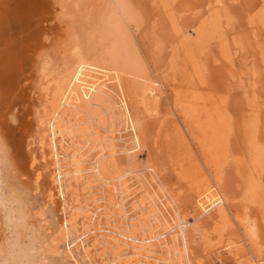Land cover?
<instances>
[{"label": "bare ground", "instance_id": "bare-ground-1", "mask_svg": "<svg viewBox=\"0 0 264 264\" xmlns=\"http://www.w3.org/2000/svg\"><path fill=\"white\" fill-rule=\"evenodd\" d=\"M159 1L163 3L164 7H169L172 0ZM213 1L215 0L210 2ZM69 2L72 5H69ZM69 2L68 0H58L56 1L57 5L53 6L51 10L58 13L61 8H65L64 12L67 13V10L70 12L73 9V6L84 7L85 12L87 10V21L82 19L79 24L72 22L68 31L63 33L53 31L51 22L47 23L51 24L49 27L43 26L44 21L38 23L37 27L34 26L32 0H0V134L6 137L7 142L11 145L18 165L30 184L34 183L36 187L46 188L49 186L48 178L52 177L53 182H58L57 177L62 172L71 178L70 182H67L66 188L71 190L72 197L74 195L75 201L79 203V199L76 198H78V191L81 189L92 191L102 185L104 188H108L106 190L108 192L113 190L118 192V188L123 190L127 187L128 183L125 181L127 170L136 167L138 163L136 152L140 151L148 140V127L135 113L133 103L136 101L132 99L139 98L136 103L142 104L149 115L157 113L159 120L163 117L160 116L157 107H154L159 96L156 91L158 90L157 86L161 85L158 83L160 81H150L145 84L144 88H146L142 91L138 85L137 79L142 77L140 74L143 69L142 61L127 29L128 21L134 20L138 16L129 6L128 1L70 0ZM94 2H98L95 10H93L94 4H92ZM215 3L216 7L217 5L222 7L225 4L224 0H216ZM69 6H72V9L69 10ZM190 7L192 6L188 8ZM219 9L217 7L214 10L219 11ZM217 11L215 12L217 13ZM65 15L63 18L66 20ZM212 18L218 21L219 16L212 14ZM41 20H45V18L42 17ZM224 56L229 58L228 51L224 50ZM60 62L63 64L61 69ZM50 78L54 82L52 88L50 87ZM111 81L116 83L110 85ZM201 95L185 93L175 104L180 113L178 118L181 124L176 118L170 122L174 125V129L182 134L183 141H186V136H188L193 142L196 141L199 144L203 154L209 155L210 170L214 168V171L211 170L209 180L205 178L198 181V178L190 188L192 194L187 200L189 202L187 204L191 206L192 214L195 215V226L191 229L190 222L182 217L177 222H170L164 210L158 206L156 193H147L148 199L150 198V202H153L148 207L149 214L146 218H138V223L133 222L135 224L132 223V229L123 231L129 234L128 236L124 234L126 236L124 238L123 233L121 235L112 233L100 237L104 238L102 246L104 250H102H110V255L113 253L119 260H125L126 264H132L133 261L156 264L150 260L154 255H160L165 264H173L172 256L174 254L177 256L178 264H184V261L185 264H197L196 257L192 256V250H194L192 243L195 240V235L201 231L205 221L208 220L205 216L210 215L209 219L213 220L217 218V223L229 218L231 197L224 193L223 174L219 173L222 158L220 159L219 156H224L222 153L225 151V142L232 129L231 117L226 114L227 106L224 102L212 97L203 98L204 95ZM149 97L153 98V104L149 101ZM254 110L256 111V109ZM254 110L252 113H255ZM257 118L260 117L247 118L242 115V123H237L239 125L237 128L242 129L241 131L244 130L243 135L247 137L245 142L249 143L248 148L253 149L254 167L259 169V175L262 176L264 174V140H260L258 135L261 129L264 133V125L259 127ZM165 125L161 124L160 131ZM118 126H127L130 131L128 144L131 147L125 148V154L129 156L127 157L129 158L128 162L120 161L116 148L112 146L115 140L112 134L117 131ZM57 129L60 131V139H56ZM68 141L72 145H75L76 142L79 146L81 143H85L92 148L98 147L102 150L92 170L93 175L83 177V174L88 170L83 154L68 153L63 160L59 159L58 143L63 146ZM47 147L51 148L52 155L55 157L53 166L58 167L54 168L55 172L49 169ZM68 156L70 158L67 160ZM61 161L64 163L61 164ZM153 167L147 168L152 169ZM194 167L197 169V166ZM58 170L61 171L58 173ZM153 170L156 172L154 168ZM196 175L198 174L196 173ZM253 175L250 173L246 176L243 201L257 203L260 200L264 211V200L260 197L259 185H257L258 183L251 184L255 181ZM119 181L121 182L119 183ZM241 190L243 189L241 188ZM111 199L112 210L109 212L110 214H107L109 223L117 222L127 214L123 202L118 201L117 203L116 200ZM80 206L71 215L67 226L64 227L65 229L63 228V233L58 229L56 235L51 239L54 253L62 256V259L67 257V252L62 244L64 240L68 239L71 231L80 226L79 216L84 214L83 218L86 221L93 217L86 215L85 209ZM245 207L248 208L246 203ZM213 209L215 211L212 214L209 213ZM261 213L264 214V212ZM176 214L180 215L178 212ZM256 214H259V211H253V214L247 215L244 220L247 241L253 255L260 251V240L264 239L263 226L260 219L255 217ZM41 217L45 220L44 213L41 214ZM147 217H151V219ZM160 230H167L172 239L161 241L160 237L164 238L165 234L161 235ZM138 233H141L140 237L136 235ZM121 236L125 240L121 239ZM179 236L182 237L183 244L180 249L178 247ZM174 251L177 252L173 254ZM84 253L90 256V249L85 248ZM231 253L236 258L239 255V250L231 251ZM153 258L156 261L159 259ZM114 260L116 261L115 258ZM76 262L78 264V260ZM121 263L118 261V264ZM58 264H60L59 261ZM242 264L261 263L259 260L251 259Z\"/></svg>", "mask_w": 264, "mask_h": 264}, {"label": "rangeland", "instance_id": "rangeland-1", "mask_svg": "<svg viewBox=\"0 0 264 264\" xmlns=\"http://www.w3.org/2000/svg\"><path fill=\"white\" fill-rule=\"evenodd\" d=\"M32 1L35 27L44 21L43 26L49 27L53 23L51 25L53 31L64 33L68 31L72 22L79 24L82 19L87 21V10L85 12L84 7L73 6L72 9V6H69V10L72 9L70 12L67 10L65 13V8H61V11L57 13L51 9L57 5L56 1L58 0ZM127 1L138 16L134 20H129L127 26L129 36L132 38L144 69L140 73L142 77L136 79L141 91L150 81H160L158 83L161 85L157 86L158 90L156 91L159 96L154 107H157L156 109L163 118L159 120L157 113L149 115L142 104L136 103L139 98L132 99L136 101L133 103L135 113L148 127V140L141 150L136 152V161L138 162L136 167L127 170L125 181L128 184L125 189L118 188V192L115 190L108 192L106 191L108 188H104L102 185L92 191L81 189L78 191L76 199H79V203H77L74 199L75 196L72 197L71 190L66 188L67 182H70L71 178L60 172L61 170H58V173L60 172L57 177L58 182H53L52 177H49L50 183L48 182L49 186L46 188L31 184L36 200L35 210L39 220L48 230L52 246V237L56 235L58 229L63 233L64 227L67 226L77 207L81 205L80 207L85 209L86 215L93 216L87 221L83 218L84 214L79 216L80 226L71 231L68 239L64 240L62 244L67 252V257L62 259V256L55 254L51 257L52 264H58V261L60 264H77L76 260H78V264H118V261L120 263L122 261L121 264H126L125 260H119L113 253L110 255V250L103 251L104 238L100 237L112 233L119 235L123 233L124 238L126 237L124 234L128 236L129 234L123 231L132 229L133 222L138 223V218H146L149 214L148 207L153 202H150L147 193H156L158 206L164 210L170 222H177L182 217L190 222L191 229L195 226V215L192 214L191 206L187 204L189 203L187 200L192 194L190 188L198 178V181L205 178L209 180L211 170L214 171V168L210 170L209 155L203 154L199 144L196 141L193 142L186 135V141H183L182 134L175 130L174 125L170 123L176 118L181 124L178 118L180 113L175 104L185 93L202 94L203 98L212 97L224 102L227 106L226 114L230 115L232 126L230 136L225 142V149L223 148L224 156H219L220 159L222 158L219 173L223 174L224 193L231 197L229 218L217 223V218L213 220L209 219L210 215L205 216L208 220L205 221L201 231L195 235V240L192 243L194 249L192 256L196 257L197 264H242L251 259L259 260L261 264H264V239L260 240V251L253 255L247 241L244 221L247 215L253 214V211H259L255 217L260 219L264 232V214L261 213L264 211L260 200L257 203L243 201L246 188L245 179L250 173L255 176V181L251 184L258 183L260 197L264 200V174L260 176L259 169H255L253 149L248 148L250 145L245 142L247 137L243 135L244 130L241 131L242 129L237 128L239 126L237 123H242V115L247 118L259 116L260 118H257L259 127L264 125V0H224V6L217 5L220 8L219 11L214 10L217 8L216 0L213 2H210L212 0H172L169 7H164L159 0ZM96 3L98 2L92 3L94 4L93 10L97 8L98 4ZM210 4L212 6L208 7ZM187 5L192 7L188 8ZM171 10L172 13L169 12ZM83 12L84 14H82ZM211 12L219 16L218 21L211 19ZM64 14L67 17L66 20L63 18ZM68 16H71L70 19ZM42 17L45 20H41ZM50 22L51 24L48 25L47 23ZM224 50L228 51L230 55L228 59L224 56ZM59 66L60 69L63 67L62 62L59 63ZM50 81L52 88L54 86L53 79ZM113 83L116 82L111 81L110 85ZM148 99L153 104V98L149 97ZM253 110L258 115L252 113ZM169 112L172 115L168 116ZM162 123L168 125H165L160 131ZM56 131H58L56 139H60L59 129ZM263 134V129H261L258 135L260 140H264ZM129 135L130 131L127 126H118L117 131L112 134L115 138L112 146L116 148L120 161H129L127 158L129 156L125 154V148L131 147L128 144ZM47 149L49 169L55 172L54 168L57 167L53 166L55 157L52 155L51 148L47 147ZM58 151L60 160H63L68 153L84 155L85 166L88 170L83 174V177L94 174L92 170L102 152L98 147L92 148L85 143H81L79 146L77 142L72 145L70 141L64 143L63 146L58 143ZM69 158L70 156L66 157L67 160ZM159 160L161 162H157ZM62 163L64 162L61 161ZM152 166L156 172L153 168H147ZM194 166H197V169ZM149 189H151L150 192ZM111 198L117 203L118 201L123 202L127 214L119 221L109 223L107 214H110L109 212L112 210ZM245 203L248 206L247 209ZM214 211L215 209L209 213L212 214ZM176 212L180 215H177ZM42 213L45 214V220L41 217ZM147 218L151 219V217ZM83 222L87 224L84 225ZM190 228L189 230H191ZM160 233L161 235L165 234L164 238L160 237L161 241L172 239L167 230H160ZM136 235L140 237L141 233ZM212 243L214 244L212 245ZM178 245L179 249L183 247L180 236ZM85 248L90 249V256L84 253ZM98 248L99 250H97ZM238 250L239 255L235 258L231 251ZM175 252L177 251H174L173 254ZM122 257L124 258V256ZM153 257L159 258L157 260L159 264H165L160 255ZM153 257L150 260L158 264ZM172 257L173 264H178L177 256L174 254ZM135 262L133 261L132 264H144L142 261Z\"/></svg>", "mask_w": 264, "mask_h": 264}, {"label": "clouds", "instance_id": "clouds-1", "mask_svg": "<svg viewBox=\"0 0 264 264\" xmlns=\"http://www.w3.org/2000/svg\"><path fill=\"white\" fill-rule=\"evenodd\" d=\"M35 208L34 189L0 134V264H52L55 253Z\"/></svg>", "mask_w": 264, "mask_h": 264}]
</instances>
